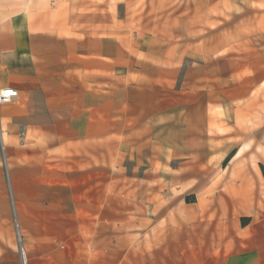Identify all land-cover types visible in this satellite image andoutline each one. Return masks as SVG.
<instances>
[{
    "label": "crops",
    "instance_id": "0c3cea01",
    "mask_svg": "<svg viewBox=\"0 0 264 264\" xmlns=\"http://www.w3.org/2000/svg\"><path fill=\"white\" fill-rule=\"evenodd\" d=\"M0 87V264H264V0H0Z\"/></svg>",
    "mask_w": 264,
    "mask_h": 264
},
{
    "label": "built area",
    "instance_id": "2783aa9c",
    "mask_svg": "<svg viewBox=\"0 0 264 264\" xmlns=\"http://www.w3.org/2000/svg\"><path fill=\"white\" fill-rule=\"evenodd\" d=\"M17 96V90L12 87H0V104L9 102Z\"/></svg>",
    "mask_w": 264,
    "mask_h": 264
},
{
    "label": "rangeland",
    "instance_id": "374dc122",
    "mask_svg": "<svg viewBox=\"0 0 264 264\" xmlns=\"http://www.w3.org/2000/svg\"><path fill=\"white\" fill-rule=\"evenodd\" d=\"M0 149H1V152L3 153V148H2V143L1 142H0ZM3 155L4 154H2V156ZM2 163H3V166H4V159H2ZM4 181H5L6 187L8 189L9 197L11 198V196H10L9 176H8V173L6 171L4 173ZM14 225H15V223H14ZM16 241H17V244L19 246V252H20L21 259L23 260L24 259V251H23L22 244H21V238L19 237L18 234H16Z\"/></svg>",
    "mask_w": 264,
    "mask_h": 264
}]
</instances>
